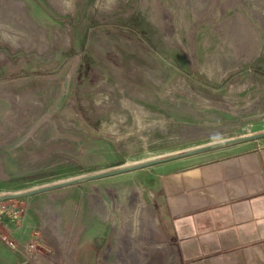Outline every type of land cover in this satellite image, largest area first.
Wrapping results in <instances>:
<instances>
[{"label": "rangeland", "instance_id": "obj_1", "mask_svg": "<svg viewBox=\"0 0 264 264\" xmlns=\"http://www.w3.org/2000/svg\"><path fill=\"white\" fill-rule=\"evenodd\" d=\"M262 130L264 0H0V193ZM162 164L30 195L34 255L180 264Z\"/></svg>", "mask_w": 264, "mask_h": 264}, {"label": "crops", "instance_id": "obj_2", "mask_svg": "<svg viewBox=\"0 0 264 264\" xmlns=\"http://www.w3.org/2000/svg\"><path fill=\"white\" fill-rule=\"evenodd\" d=\"M254 141L163 162L158 214L180 264H264V142ZM34 197L24 224L0 228V264H48V255L37 257L35 249L28 256L3 238L33 241L44 201Z\"/></svg>", "mask_w": 264, "mask_h": 264}, {"label": "water", "instance_id": "obj_3", "mask_svg": "<svg viewBox=\"0 0 264 264\" xmlns=\"http://www.w3.org/2000/svg\"><path fill=\"white\" fill-rule=\"evenodd\" d=\"M263 137H264V130L257 131V132H253V133H249V134H245V135H241L237 137H231V138L220 140V141H214V142H210L207 144L188 148L185 150L173 152L164 157L150 158V159L142 160V161L131 163V164L129 163L121 164V165H117L111 168L102 169L99 171H94V172H89V173H84V174H80V175L73 176L70 178L53 181V182L45 183L42 185H36V186H32V187L25 188V189H20L17 191L2 192L0 193V201L6 200V199H12V198L30 196V195L39 194V193H43V192H47V191H51V190H55V189H59L63 187L73 186V185L81 184L87 181L96 180V179L109 177V176H114L117 174L134 171V170L144 168L147 166H151V165H155L158 163H163L169 160L221 148V147L228 146L231 144L244 142V141H250V140H257Z\"/></svg>", "mask_w": 264, "mask_h": 264}, {"label": "built area", "instance_id": "obj_4", "mask_svg": "<svg viewBox=\"0 0 264 264\" xmlns=\"http://www.w3.org/2000/svg\"><path fill=\"white\" fill-rule=\"evenodd\" d=\"M27 211V205H7L3 201H0V226H6V219L24 224ZM3 238L12 249L28 256L29 252L36 248L35 241L23 244L18 239L11 238L10 236H3Z\"/></svg>", "mask_w": 264, "mask_h": 264}, {"label": "bare ground", "instance_id": "obj_5", "mask_svg": "<svg viewBox=\"0 0 264 264\" xmlns=\"http://www.w3.org/2000/svg\"><path fill=\"white\" fill-rule=\"evenodd\" d=\"M128 237H126L125 241L128 242V248L130 250L129 251V256L132 257V258L134 257V259L138 260V258L140 257V254L136 253L135 244H134L133 240H131V238H128Z\"/></svg>", "mask_w": 264, "mask_h": 264}]
</instances>
